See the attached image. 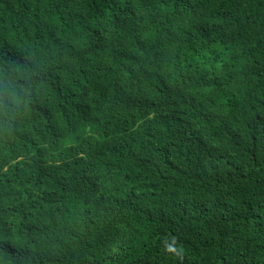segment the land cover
Masks as SVG:
<instances>
[{
  "label": "trees",
  "instance_id": "16d2710c",
  "mask_svg": "<svg viewBox=\"0 0 264 264\" xmlns=\"http://www.w3.org/2000/svg\"><path fill=\"white\" fill-rule=\"evenodd\" d=\"M0 64V264H264V0H0Z\"/></svg>",
  "mask_w": 264,
  "mask_h": 264
},
{
  "label": "clouds",
  "instance_id": "9594fccd",
  "mask_svg": "<svg viewBox=\"0 0 264 264\" xmlns=\"http://www.w3.org/2000/svg\"><path fill=\"white\" fill-rule=\"evenodd\" d=\"M27 63H28V61L26 59H22V58H16V60H14L12 62V66L14 67V71L18 76V83L20 84L21 89L25 93L28 92V88L25 87V85L27 84L28 79H29L28 70L26 67H24ZM2 68H3V65L0 64V86L3 85ZM9 102L11 104H15L17 106H19L22 103L20 96L15 89H13L7 93V99H5V96L3 94H0V109L5 108ZM4 114L6 115L7 113L5 112ZM165 250L170 255H174L181 260L183 259L184 248L182 246H179V247L177 246L175 238H172L171 243L166 242Z\"/></svg>",
  "mask_w": 264,
  "mask_h": 264
}]
</instances>
